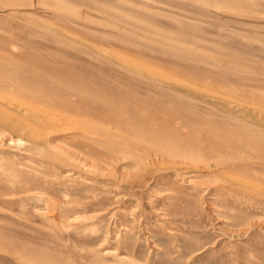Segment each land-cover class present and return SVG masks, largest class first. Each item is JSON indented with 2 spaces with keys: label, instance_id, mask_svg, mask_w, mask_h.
<instances>
[{
  "label": "rangeland",
  "instance_id": "obj_1",
  "mask_svg": "<svg viewBox=\"0 0 264 264\" xmlns=\"http://www.w3.org/2000/svg\"><path fill=\"white\" fill-rule=\"evenodd\" d=\"M0 264H264V0H0Z\"/></svg>",
  "mask_w": 264,
  "mask_h": 264
},
{
  "label": "bare ground",
  "instance_id": "obj_2",
  "mask_svg": "<svg viewBox=\"0 0 264 264\" xmlns=\"http://www.w3.org/2000/svg\"><path fill=\"white\" fill-rule=\"evenodd\" d=\"M217 102L219 101V100H216ZM13 102V101H12ZM221 102V101H220ZM227 104H230V103H227ZM9 105H11V103L9 104ZM234 106V105H233ZM13 107H14V105H13ZM232 107V106H231ZM19 109V111H20V107H18ZM236 110H238V111H241L240 109H238V107L235 105V107H234ZM27 111H29L28 109H27ZM18 112V111H17ZM31 112V111H30ZM21 113V112H20ZM26 113V112H25ZM259 113V112H258ZM263 114V113H262ZM29 115V114H28ZM8 123V122H7ZM10 123V122H9ZM3 124H4V122H3ZM7 125V124H6ZM10 127L12 128V130L13 131H15V132H18V133H21V134H24V135H26L30 140H35L36 142H37V146L39 147V149H40V146H41V143H40V139H39V137L41 136L40 134H39V132L38 131H26V129H24V131H21V129L20 128H18L17 127V125H15V124H10ZM21 127V126H20ZM31 129V128H30ZM26 133V134H25ZM23 136V135H22ZM13 139V138H12ZM23 139L21 138L20 139V141H22ZM32 146V145H31ZM21 147V146H20ZM33 149L35 148V147H32ZM240 190V189H239ZM175 206V205H174Z\"/></svg>",
  "mask_w": 264,
  "mask_h": 264
}]
</instances>
